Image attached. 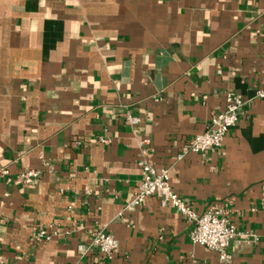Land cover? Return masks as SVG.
Returning <instances> with one entry per match:
<instances>
[{
  "label": "crops",
  "instance_id": "1",
  "mask_svg": "<svg viewBox=\"0 0 264 264\" xmlns=\"http://www.w3.org/2000/svg\"><path fill=\"white\" fill-rule=\"evenodd\" d=\"M263 85L264 0H0L1 264H264ZM227 93L248 104L221 147L184 153ZM143 163L224 211L228 261L158 196L128 206Z\"/></svg>",
  "mask_w": 264,
  "mask_h": 264
},
{
  "label": "built area",
  "instance_id": "2",
  "mask_svg": "<svg viewBox=\"0 0 264 264\" xmlns=\"http://www.w3.org/2000/svg\"><path fill=\"white\" fill-rule=\"evenodd\" d=\"M255 97L264 99V85L256 91ZM225 109L212 117L204 132L195 135L188 144L184 153H197L203 155L209 150L221 147L223 138L228 130L239 120L248 100H244L230 93L226 94ZM102 142H106L102 140ZM6 174L7 170H2ZM40 172L36 170L23 171L19 179L24 184L33 183L39 177ZM158 196L162 203L168 204L176 209L191 223L189 232L193 243L203 245L218 253L221 261L230 259L227 248L230 242L238 235L235 225L221 208L208 209L203 213H196L182 198L173 191L169 182L168 169H156L148 163L142 164V178L138 190L128 206L139 205L148 196ZM53 235L51 231L40 229L36 237L38 240H49ZM100 255L106 259L114 256L118 249L117 240L104 230L97 231L91 240ZM0 253V264H1Z\"/></svg>",
  "mask_w": 264,
  "mask_h": 264
}]
</instances>
